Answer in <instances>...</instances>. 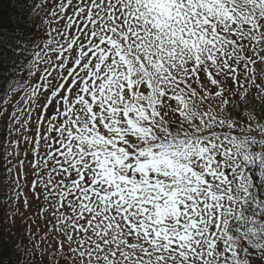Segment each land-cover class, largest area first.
<instances>
[{
  "label": "snow or ice",
  "instance_id": "6c2138e0",
  "mask_svg": "<svg viewBox=\"0 0 264 264\" xmlns=\"http://www.w3.org/2000/svg\"><path fill=\"white\" fill-rule=\"evenodd\" d=\"M25 4L0 18L14 264H264V0Z\"/></svg>",
  "mask_w": 264,
  "mask_h": 264
},
{
  "label": "trees",
  "instance_id": "16d2710c",
  "mask_svg": "<svg viewBox=\"0 0 264 264\" xmlns=\"http://www.w3.org/2000/svg\"><path fill=\"white\" fill-rule=\"evenodd\" d=\"M27 2L30 3L31 0H27ZM16 3H20L24 5V7H15L14 5ZM21 12H26L25 0H0V18H3L5 21H7L9 17H14ZM8 233L9 229L3 225V232H0V251L7 252L5 264H8L9 260H11L14 264L17 255L15 250L11 248L12 236H9ZM21 247H23L22 242Z\"/></svg>",
  "mask_w": 264,
  "mask_h": 264
},
{
  "label": "rangeland",
  "instance_id": "374dc122",
  "mask_svg": "<svg viewBox=\"0 0 264 264\" xmlns=\"http://www.w3.org/2000/svg\"><path fill=\"white\" fill-rule=\"evenodd\" d=\"M19 223V222H18ZM10 229L16 234V235H20L19 233H17L16 231V227L14 226H10Z\"/></svg>",
  "mask_w": 264,
  "mask_h": 264
}]
</instances>
